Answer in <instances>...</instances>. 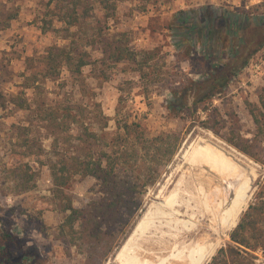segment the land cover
I'll return each mask as SVG.
<instances>
[{"label": "trees", "instance_id": "trees-1", "mask_svg": "<svg viewBox=\"0 0 264 264\" xmlns=\"http://www.w3.org/2000/svg\"><path fill=\"white\" fill-rule=\"evenodd\" d=\"M132 1L47 0L38 18V28L56 42L47 46L35 62L31 58L26 60L22 90L8 96L11 106L24 113L25 121L0 126V184L12 182V188L5 190L7 194L28 193L36 189L39 177L33 165L45 167L51 183V200L62 215L57 238L68 246L85 247L90 264H101L105 259L101 245L105 237L114 235L112 223L119 224L127 213L136 211L139 189L155 183L154 167L172 159L180 139L172 132L147 137L140 118L117 122L115 132L106 138L91 128L83 105L73 98L47 103L42 84L66 71L84 89L85 68L107 82L125 71L121 67L128 66L145 94L152 87L169 92V115L189 117L194 123L200 109L207 113V121L200 123L208 127L213 114L219 117L218 123H225L213 105L214 99L225 92L264 47V10L259 16H255L253 8L235 10L210 4L179 10L168 28L173 48L182 55L181 59L199 53L196 59L203 68L196 79L181 76L156 49H133L130 34L115 26L118 4ZM137 1L143 11L147 4L170 0ZM17 17L18 12L8 14L0 21V30L7 29ZM252 26L259 29L258 39L249 38ZM35 63L38 65L34 67ZM26 90L33 91V98L26 96ZM248 111L253 136L248 140L251 143L239 148L252 155L250 145L264 144V88L258 94L257 104L249 105ZM106 125L105 121L102 130ZM44 140L50 141L49 150ZM231 143L237 145L234 140ZM261 162L264 164V160ZM76 177L95 179L101 193L96 202L82 208L74 204L70 186ZM6 238L13 240L9 235ZM230 241L244 252L264 250V182L231 231ZM105 244L107 252L111 244ZM8 247L0 244V264H20L29 259L26 252L16 257Z\"/></svg>", "mask_w": 264, "mask_h": 264}, {"label": "rangeland", "instance_id": "rangeland-1", "mask_svg": "<svg viewBox=\"0 0 264 264\" xmlns=\"http://www.w3.org/2000/svg\"><path fill=\"white\" fill-rule=\"evenodd\" d=\"M46 1L0 0V21L10 13L18 12V17L11 21L10 26L0 30V126L3 124L6 127L25 121L24 113L11 106L8 96L22 90L20 84L22 74L26 72V60L31 58L35 62L47 46L56 42L50 35L41 34L38 28V18ZM139 4L137 0L119 3L115 26L130 34L133 49H156L166 62L171 63L173 71L192 79H196V76L203 72L200 62L196 59L200 48L196 49L197 56L184 59H181L182 55L173 48V39L168 28L177 11L198 8L205 4L235 10L253 8L255 16H259L264 10V0H170L147 4L143 11L138 8ZM255 6H259L258 9H255ZM249 32V38L258 39L261 35L256 26H252ZM36 65L38 63H35L34 67ZM121 68L125 71L118 72L117 77L107 82L97 79L89 67L85 68L83 76L86 84L82 85L84 89L75 83L74 78L66 71H63L59 78L46 80L42 84L47 103L68 102V98H73L83 105L87 123L91 128L106 138H110L115 132L117 122L122 124L125 118H140L147 137L172 132L180 139L172 159L165 165L154 167L155 183L139 189L141 194L136 211L131 215L127 213L119 224L112 223L110 219L114 235L105 237V242L101 245L104 246L101 252L106 255L101 264H119L114 261L116 253L146 211L147 202L174 168L180 150L190 140L199 137L203 139V135L211 133L247 158L237 159L236 165L233 166L234 172L253 182L235 212L238 217L236 225L264 182V164L261 162L264 160V144L250 145L248 149L252 155L239 148L246 145L253 136V124L248 109L249 105L257 104L258 94L264 88V47L252 57L249 65L225 92L214 99L213 105L225 123H218L219 117L213 114L208 127L200 123L207 121V113L200 109L194 116V123L189 117L169 115L166 110L169 92L165 88L152 87L151 91L145 94L132 69L128 66ZM25 93L28 98H33L32 90H26ZM93 104H97L99 110ZM105 121L107 125L102 130ZM231 140L237 145H233ZM210 142L213 146L218 145L214 140ZM43 144L46 150H49L50 141L44 140ZM223 151L228 152L225 146ZM33 167L39 173L35 190L21 195L7 194L5 190L12 188V182L0 184V244L9 246L8 249L15 252L16 257L26 252L29 259L21 261L20 264H90L84 253L85 247L68 246L57 238V227L62 215L51 200L49 173L45 167ZM95 183V179L89 177H76L72 181L70 190L76 206L86 207L98 200L101 193ZM236 225L227 232V238L207 264H264V250L244 252L230 241V233ZM6 235L13 240L6 238ZM29 241L32 243L31 247L28 246ZM107 242L111 244V249L105 252L108 248L105 244ZM1 261L3 262L2 259L0 263Z\"/></svg>", "mask_w": 264, "mask_h": 264}, {"label": "bare ground", "instance_id": "bare-ground-1", "mask_svg": "<svg viewBox=\"0 0 264 264\" xmlns=\"http://www.w3.org/2000/svg\"><path fill=\"white\" fill-rule=\"evenodd\" d=\"M203 136L180 150L174 168L147 202L114 261L207 264L227 238L238 220L235 212L253 182L234 172L241 153L211 133ZM211 140L218 145H211Z\"/></svg>", "mask_w": 264, "mask_h": 264}, {"label": "clouds", "instance_id": "clouds-1", "mask_svg": "<svg viewBox=\"0 0 264 264\" xmlns=\"http://www.w3.org/2000/svg\"><path fill=\"white\" fill-rule=\"evenodd\" d=\"M28 246L31 247L32 246V243L31 241L28 242Z\"/></svg>", "mask_w": 264, "mask_h": 264}]
</instances>
